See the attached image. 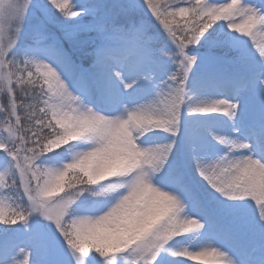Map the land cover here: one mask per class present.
<instances>
[{
	"label": "snow or ice",
	"instance_id": "snow-or-ice-1",
	"mask_svg": "<svg viewBox=\"0 0 264 264\" xmlns=\"http://www.w3.org/2000/svg\"><path fill=\"white\" fill-rule=\"evenodd\" d=\"M0 264H264V0H0Z\"/></svg>",
	"mask_w": 264,
	"mask_h": 264
},
{
	"label": "rangeland",
	"instance_id": "rangeland-1",
	"mask_svg": "<svg viewBox=\"0 0 264 264\" xmlns=\"http://www.w3.org/2000/svg\"><path fill=\"white\" fill-rule=\"evenodd\" d=\"M225 2H230V0H226Z\"/></svg>",
	"mask_w": 264,
	"mask_h": 264
}]
</instances>
